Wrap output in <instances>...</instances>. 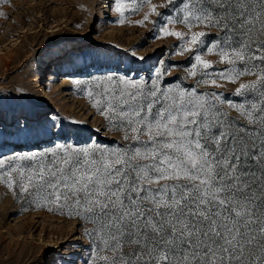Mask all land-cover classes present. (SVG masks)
<instances>
[{
	"label": "snow or ice",
	"instance_id": "6c2138e0",
	"mask_svg": "<svg viewBox=\"0 0 264 264\" xmlns=\"http://www.w3.org/2000/svg\"><path fill=\"white\" fill-rule=\"evenodd\" d=\"M144 4L141 25L163 15L158 7L175 12L157 38L182 41L179 55L193 57L184 79L195 84L162 86L171 74L162 65L150 80L75 81L126 143L0 158V182L89 223L86 264H264V0H116L120 23ZM226 83L242 101L215 90ZM44 131L70 139L73 130L53 121Z\"/></svg>",
	"mask_w": 264,
	"mask_h": 264
},
{
	"label": "rangeland",
	"instance_id": "374dc122",
	"mask_svg": "<svg viewBox=\"0 0 264 264\" xmlns=\"http://www.w3.org/2000/svg\"><path fill=\"white\" fill-rule=\"evenodd\" d=\"M149 11L148 4L139 11L127 9L120 23L116 0H0V158L39 154L57 143H126L122 132L91 106L87 83L77 88V80L90 82L108 74L150 80L162 65L171 73L162 78V86L192 87L195 79H184L192 55H179L182 41L176 37L157 38L159 27L175 12L158 7L161 17L153 12L143 25L135 23ZM169 27L186 30L182 24ZM202 54L218 59L215 53ZM224 67L216 65V70ZM252 79L245 76L241 82ZM238 86L226 83L215 90L223 91L226 100L240 102L242 97L232 95ZM53 121L73 130L70 139L44 131ZM88 228L89 223L66 210L38 208L0 182V264H86Z\"/></svg>",
	"mask_w": 264,
	"mask_h": 264
}]
</instances>
